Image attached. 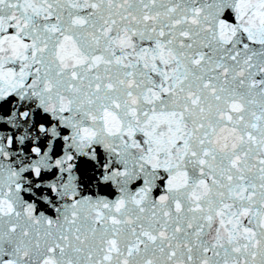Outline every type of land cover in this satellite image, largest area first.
Here are the masks:
<instances>
[{
  "label": "snow or ice",
  "instance_id": "6c2138e0",
  "mask_svg": "<svg viewBox=\"0 0 264 264\" xmlns=\"http://www.w3.org/2000/svg\"><path fill=\"white\" fill-rule=\"evenodd\" d=\"M0 264H264V0H0Z\"/></svg>",
  "mask_w": 264,
  "mask_h": 264
}]
</instances>
